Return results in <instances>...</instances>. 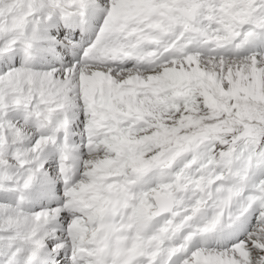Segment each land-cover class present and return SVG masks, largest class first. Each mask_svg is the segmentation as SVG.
Here are the masks:
<instances>
[{
  "label": "snow or ice",
  "instance_id": "6c2138e0",
  "mask_svg": "<svg viewBox=\"0 0 264 264\" xmlns=\"http://www.w3.org/2000/svg\"><path fill=\"white\" fill-rule=\"evenodd\" d=\"M0 264H264V0H0Z\"/></svg>",
  "mask_w": 264,
  "mask_h": 264
}]
</instances>
